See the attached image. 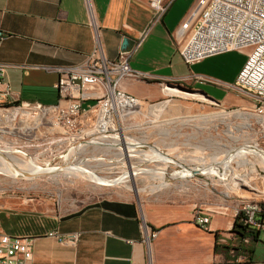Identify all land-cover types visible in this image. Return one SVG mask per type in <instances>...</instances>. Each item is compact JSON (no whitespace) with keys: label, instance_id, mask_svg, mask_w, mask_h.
<instances>
[{"label":"crops","instance_id":"1","mask_svg":"<svg viewBox=\"0 0 264 264\" xmlns=\"http://www.w3.org/2000/svg\"><path fill=\"white\" fill-rule=\"evenodd\" d=\"M198 1L173 0L162 15L149 0H91V4L107 57L118 55L125 36L135 40L130 65L143 76L123 80L126 92L155 102L164 93L171 95L165 84L173 83L189 88L192 96H201L202 103L224 109L248 107L249 99L235 88L246 55L233 64L220 61L206 71L195 69L204 60L191 65L183 60L179 30L184 21L196 20L192 16ZM0 30L8 34L0 43V62L8 64L5 79L13 100L57 102L59 73L47 67L82 64L94 47L85 0H0ZM169 106L167 100L146 109L165 112ZM154 147L172 154L162 144ZM180 156L186 155H176L170 162L183 170L165 177L170 185L176 180L187 190V203L179 210L117 195L69 213L18 203L0 205V233L35 236L33 264H264V231L245 246L243 256L222 248L240 241L233 232V203L211 189L203 170L191 168ZM153 178L152 184L162 181ZM211 203L219 210L212 212L208 228L203 229L195 223V208H211ZM143 217L159 232L150 245L144 240ZM54 230L80 232L79 241L63 243L49 235Z\"/></svg>","mask_w":264,"mask_h":264},{"label":"built area","instance_id":"2","mask_svg":"<svg viewBox=\"0 0 264 264\" xmlns=\"http://www.w3.org/2000/svg\"><path fill=\"white\" fill-rule=\"evenodd\" d=\"M149 2L157 13L162 15L173 0ZM85 3L91 17L94 47L82 64L47 67L59 73L55 84L58 91L57 102L41 104L13 100L10 85L5 79L8 64L0 62V109L13 111L25 106L42 112L44 117L52 114L56 128L74 134L89 127L93 129L99 122L120 121L123 114L127 116L134 108L133 103L141 101L122 89L123 80L143 76L130 65L133 49L121 50L115 58L107 57L91 0H85ZM194 16V22L191 21L192 18L184 21L179 30L183 36L180 45L183 60L191 65L216 54L250 49L236 78L235 88L248 97L251 103L248 107L223 110L235 118L228 121V131L232 130V133L229 131V136L235 140L228 153H240V157L232 166L237 173V176H234L237 181L234 187H230L233 178L226 164L217 167L212 174L209 166L204 163L189 164L191 168L203 170L210 181L211 177L215 178L217 183L226 188H213L216 192L228 199L238 198L240 204L234 208L235 217H239L248 230L261 232L264 231V0H199L192 17ZM7 36L6 32L0 30V43ZM168 84L172 85L167 83L165 86ZM90 100L94 103L85 106V102ZM17 102L19 106L13 105ZM228 117L226 119H229ZM19 126L21 125L6 129L7 126L0 125V135L28 133ZM108 133L111 134L112 131ZM78 138L71 137L69 143L72 144V139ZM245 158L253 163L242 162ZM214 211L197 206L195 223L207 229ZM141 228L144 240L150 245L152 240L158 237V230L153 229L144 217L141 220ZM234 234L240 241L229 250L234 256H243L246 252L245 246L252 237L241 238L235 232ZM49 235L66 244H76L80 238V232L60 233L54 230L49 232ZM34 242L35 236L0 233V264H33Z\"/></svg>","mask_w":264,"mask_h":264},{"label":"rangeland","instance_id":"3","mask_svg":"<svg viewBox=\"0 0 264 264\" xmlns=\"http://www.w3.org/2000/svg\"><path fill=\"white\" fill-rule=\"evenodd\" d=\"M248 51L250 49L216 54L197 64L195 69L206 71L209 67L219 64L220 61L233 64L239 59H243ZM167 87H169L171 95L164 93L162 98L155 102L141 100L146 108L168 100L170 106L165 112L154 110L147 112L146 108L145 110L141 108V111L132 109L127 116L123 114L120 118L119 124L123 134L141 141L134 149L152 152V146L162 144L166 149L165 152H172L173 158H176V155H186L191 164L197 162L192 159L199 157V154L208 156L210 160L212 156L223 159L226 152L228 154V149L235 144V140L230 138L228 131L230 125L228 121L235 118L223 110L233 108L224 109L207 102L202 103L198 100L201 99V96L190 95L191 90L185 86L172 83ZM248 101L247 103L250 104ZM91 103L94 101H86L85 106H89ZM13 105L19 106L20 104L17 102ZM14 110L15 114L11 112L12 114L5 116L0 120V125L7 126L6 129L21 125L19 127L28 133L0 135V142L13 143L16 149L13 154L27 161L36 157L43 166L65 165V154L71 147L70 138H78L91 130L89 127L82 132L65 133L62 129L54 126L52 114L44 117L42 112L25 106ZM162 113L163 118L160 120ZM87 117L88 114L85 115V118ZM227 117L229 119H226ZM86 136L85 139H89V137L91 139L90 135ZM119 149L112 145L91 144L74 157L73 168H68V166L56 173L48 174L39 172L37 176H14L8 171L5 172L6 169L0 165V205L4 208L18 203L22 206L33 205L58 213H69L109 195L132 199L138 197L141 204L150 203L175 210H179L187 203V190L182 189L183 186L177 184L176 180L170 186L161 188L163 182L170 180L167 181L166 176L162 177L159 173L149 172V169L164 166L172 174L177 170L175 164L163 160L148 161L135 153L123 155ZM122 150L126 151L125 146ZM134 168L142 169V171L136 176L132 174L133 177L131 175V178L124 182L122 178L125 172L131 173ZM64 171L70 172L63 174ZM92 173L108 180L120 182L107 184L97 179ZM153 177H160L162 181L157 185L152 184L156 182ZM167 179H169L168 176ZM210 187L218 190L226 189L212 177ZM230 202L233 203L234 208L240 204L238 198H232ZM210 205L211 209L219 210L215 204L211 203Z\"/></svg>","mask_w":264,"mask_h":264},{"label":"bare ground","instance_id":"4","mask_svg":"<svg viewBox=\"0 0 264 264\" xmlns=\"http://www.w3.org/2000/svg\"><path fill=\"white\" fill-rule=\"evenodd\" d=\"M129 105H131V104L129 103ZM133 107H134L133 109H138L140 111L141 110L140 101L133 103ZM11 112H13V114H15L16 111L15 110H13V111L0 110V120H2L5 116H7L9 114H12ZM120 126L121 125L119 124L118 120H114L112 122H99V123H97L96 127H94L93 129H91L90 131L85 133V136L90 135L91 139L90 138L85 139L84 135H83L84 137L81 136L77 140L72 139V144L70 145L71 147L68 148V151L65 154V159H66L65 165H60V166H50V165L43 166L37 161L36 157L32 158L31 161H27L24 158H21L15 154H13L14 150H16L13 143L12 144H9V143L4 144V143L0 142V165H2L6 169V170H4L5 172L8 171L9 173H11L14 176H16V175L37 176V174L39 172H43L46 174L56 173V171H58L60 169H64L65 167H68V166H69L68 168H70V167L73 168L72 160L74 159V157L77 154H79V152L85 150L87 148V146L91 145V144L105 145V146L106 145L116 146V147L120 148L119 152L122 153L123 155H125V154L131 155L132 153H135V154L142 156V158H144L148 161L162 160L163 158L160 157V155L163 156L165 158V160L168 162H170V158H173L171 153H163V152H161V150L159 148L154 147V146L151 147L152 152L135 150L134 149L135 146L137 144H140L141 141L135 137L125 136L123 134L124 132L121 131ZM108 131H112V133L109 134ZM229 131H230V133H232L231 129H229ZM124 146L126 148L125 152L122 150V148ZM226 154H227V152H226ZM226 154H225V157L223 159L218 158L217 156H212L211 160L207 158L208 156L205 157L204 155L199 154V157H195L192 160H196L197 162L199 161L200 163H204L206 166H209L211 174L213 172H215V169L217 167H219L220 165L226 164L227 165L226 167L230 168V174L233 178V180H231L232 184H230V186L234 187V185L237 184V181L234 179V176H237V173L235 170L232 169V166H233V163H235L236 160H238V158L240 157V153H236V154L235 153H228L227 155ZM180 159L182 160V162L189 160V158H187L186 156H180ZM242 162H251V161L248 158H245L242 160ZM251 163H253V162H251ZM185 170L187 172L191 173V170L189 169V167L186 166ZM140 171H142V169H138V168H136V169L134 168L131 171V173H129V171H126L122 180L125 182L126 180L131 178L130 176L132 174H134L136 176L137 174H139ZM69 172L70 171H64L63 174H69ZM149 172H152L153 174L159 173V175H161L162 177H165L167 174H169L167 169H163V168H159V167L156 169H149ZM41 174H39V175H41ZM92 175L95 176L97 179H99L102 182H105L107 184L108 183L114 184V183L120 182L118 180L117 181L108 180L106 178L99 177L98 175H95L93 173H92ZM132 177H133V175H132ZM169 185H170L169 182H163L161 184V188L165 187V186H169Z\"/></svg>","mask_w":264,"mask_h":264},{"label":"trees","instance_id":"5","mask_svg":"<svg viewBox=\"0 0 264 264\" xmlns=\"http://www.w3.org/2000/svg\"><path fill=\"white\" fill-rule=\"evenodd\" d=\"M233 232L238 234L241 238L246 237V236H251L252 238H256L259 233L257 231L248 230L247 227L242 222H240L239 217H236L235 219ZM217 248H218V245H217ZM222 248L225 250H229L230 247L222 246Z\"/></svg>","mask_w":264,"mask_h":264},{"label":"water","instance_id":"6","mask_svg":"<svg viewBox=\"0 0 264 264\" xmlns=\"http://www.w3.org/2000/svg\"><path fill=\"white\" fill-rule=\"evenodd\" d=\"M135 40H132L128 36H125L122 41L121 50L122 51H130L134 48ZM170 161H174L172 158H170Z\"/></svg>","mask_w":264,"mask_h":264}]
</instances>
